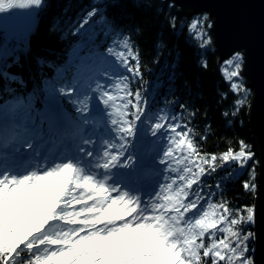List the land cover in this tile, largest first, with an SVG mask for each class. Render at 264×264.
<instances>
[{
	"label": "trees",
	"instance_id": "obj_1",
	"mask_svg": "<svg viewBox=\"0 0 264 264\" xmlns=\"http://www.w3.org/2000/svg\"><path fill=\"white\" fill-rule=\"evenodd\" d=\"M93 9L95 15L88 18ZM23 10L0 14V121L9 120V127L17 131L16 114L22 110L44 133L51 125V136H61L45 107L46 96L51 95L70 118L64 132L76 133L81 127V115L73 86L87 82L103 69L113 78L120 100L125 93L117 85L122 77H127L132 93L128 99L136 103L135 93L141 94L144 113L137 126L142 122L149 128L154 118L166 116L169 122L181 126L178 130L190 131L191 136L186 139H193L198 146V154L192 158L193 170H197L200 156L209 160L216 157L212 161L215 171L201 178L204 192L211 193V202L226 203L241 210L246 218V209L252 208L256 192L258 161L245 116L250 89L241 76L232 81L226 79L225 60L219 61L212 44L207 14L184 15L170 0H45L42 8L29 15ZM11 13L19 14L15 20L19 22L4 26ZM194 21L198 26L190 30ZM201 31L205 39H210L205 47H201L202 41L197 37ZM125 44L138 57L129 59V65L135 69L138 64L139 75L127 71L117 56H110L109 48L116 53L127 52ZM205 63L207 66H202ZM232 82L242 84L247 92H234ZM238 99L245 103L237 106ZM127 111L126 118L131 119L135 109L129 106ZM19 122H24V118H19ZM166 133L165 150L168 137L173 135L169 129ZM241 141L253 157L247 161L223 160L224 153L232 150L234 155L241 149ZM119 143L116 142L117 147ZM128 143L126 155L132 156L130 164H134L137 145L133 137L128 138ZM186 156L185 153L180 157V168L185 166ZM176 163L173 160V166ZM204 167L208 172L209 165ZM163 175L170 183L178 178L166 165ZM245 182L254 185V189H244ZM242 230L251 233L247 255L253 264H258L252 221L245 223ZM225 235L217 231L215 239ZM212 242L207 237L204 240L205 244ZM34 247L40 249L38 254H44V246ZM201 257V264H211V257L204 258L202 251ZM11 259L6 256L4 264ZM34 259L28 253L17 257L18 264H30ZM217 264L227 261L217 258Z\"/></svg>",
	"mask_w": 264,
	"mask_h": 264
},
{
	"label": "snow or ice",
	"instance_id": "obj_2",
	"mask_svg": "<svg viewBox=\"0 0 264 264\" xmlns=\"http://www.w3.org/2000/svg\"><path fill=\"white\" fill-rule=\"evenodd\" d=\"M44 3L45 0H0V13L14 9H40ZM94 15V9L87 14L88 18ZM197 26L198 22L194 21L190 30ZM197 37L202 41L201 47L210 43L202 31ZM125 48L127 52L115 55L127 71L139 75V65L135 69L129 65V59L138 57L127 44ZM108 51L112 53L111 48ZM241 62L242 54L238 52L225 61L231 68L224 72L226 79L232 81L240 76ZM127 80L122 77L117 85L125 93L119 104L107 89L100 95V103L112 109L109 113L112 130L120 141L118 147L110 141L105 145L103 162L98 159L100 154L92 150L94 142L84 140L82 144L85 146L78 149L79 156L75 159L60 160L23 172L0 166V264H4L6 256L12 257L7 264H18L17 257L24 253L35 257L30 264H201V251L204 258L211 257V264H217V258L227 264H253L247 255L251 233L242 230L245 223L253 220V209H246L245 218L239 209L234 210L226 203L211 202V193L204 192L205 183L201 178L215 171L212 161L216 157L213 155L209 160L207 156H200V163L195 165L197 170L194 171L191 164L192 158L198 154V146L193 139H186L191 132L178 130L181 126L169 122L166 116L159 118L164 123L158 121L151 128L153 136L164 127L173 133L168 137V147L159 163L166 165L178 178L167 183L166 187L161 186L163 202L150 196L149 207L148 202L139 196L115 186L109 187L106 180L97 179L86 171L84 161L105 173L116 167H131V155L123 162L121 158L129 148L128 138L137 134V121L144 109L138 91L135 93L136 103L128 99L132 93ZM231 89L238 93L247 92L236 82L231 83ZM243 103L244 99L236 101L237 106ZM129 106L135 109L131 119L126 118ZM77 111L85 115V110ZM84 122L88 123L87 120ZM240 145L241 149L234 155L229 150L222 159H251L253 154L245 151L243 141ZM185 153L186 163L180 168V157ZM173 160L177 162L175 166ZM205 164L209 165L208 172ZM243 187L254 189V185L248 182ZM77 189L88 190V198L95 196L96 199L91 206L84 204L79 211L70 210L73 203L80 204L83 199V192L74 195ZM112 192L116 193L114 197L109 194ZM157 211L159 214H155ZM118 221L121 222L119 225ZM60 222L74 227H63ZM217 231L226 234L224 238L215 239ZM206 237L213 242L205 244ZM36 245L44 246L43 255L38 254L40 249L34 247ZM49 246L57 247L52 249Z\"/></svg>",
	"mask_w": 264,
	"mask_h": 264
},
{
	"label": "rangeland",
	"instance_id": "obj_3",
	"mask_svg": "<svg viewBox=\"0 0 264 264\" xmlns=\"http://www.w3.org/2000/svg\"><path fill=\"white\" fill-rule=\"evenodd\" d=\"M33 11L34 9L23 10V12L28 15ZM0 14L5 15L6 13ZM18 16L19 14L11 13L8 17H6L8 19L3 22L4 26L9 27L13 23L17 22L18 20H15ZM115 54L116 52L113 51L112 53H110L112 59L115 58ZM232 56L227 60L231 59ZM225 66L226 69H224V72L225 70H231L228 65L225 64ZM106 72V70L100 69L95 77H92L85 83H77L75 86H73V89L75 90V100L78 104V107L81 110H85V115H81L80 112L82 132H80V134L75 133V135L73 136L61 137L60 140L62 142L70 141L72 143L73 149L75 148L74 150L77 155H79L78 149L85 146L82 144V141L90 140L92 133L97 130L94 124H96V126L102 127V132L104 135V138L101 141L102 148L99 153V158H102V152L105 148V145L109 141L114 144H116V142H120L116 138V133L112 130V117L109 115L112 109L105 108V106L100 103V95L104 89L112 92L116 97V103H120V100H118L117 88L115 85V87L113 86L114 80L111 75H108V73ZM50 105H53L61 110L60 103L56 101L53 96L47 95L45 99V107L48 109ZM96 115H99V117ZM16 116L17 123H20L19 118H24L25 122V124H23V126H21L16 132H13L9 129V120L2 119L0 121V155L4 154L7 149L11 150V153L6 154L3 159L6 158L9 162L16 161L19 153H22V150L25 148V146H28L29 144L37 146L34 148L35 153L45 151L47 155L49 154L50 156H59L60 152H65L63 151L61 145H58V147L55 148L54 143L57 142L52 141L51 138H47V135H44L43 132L40 131L41 129L38 127V125L32 123L31 119L28 116L24 115V111L18 110ZM65 117L66 121L68 122V116L65 115ZM160 117L164 116H157L156 118H154L149 128L144 127L142 122L137 126V138H133L134 142L138 146L136 163L134 167L132 165L129 168L116 167L112 168L111 171L107 173H105L102 169V174L107 176L110 180L115 181L118 188H120V185H127V187L124 189L125 191H130L133 195L139 197L142 194L148 196L149 207L151 206V201L149 200L150 196L153 198V200H159L160 202H163L164 192L161 186L164 185L166 187V184L170 183L168 178L164 177L162 172L164 169V164L159 163V160L160 158H162L163 152L165 150V142L167 139L166 131L168 128L164 127L156 136L151 135V128L156 122L159 121L161 123H164V121L159 120ZM85 120H87L88 123H85ZM7 129L10 131L9 134L11 139L6 142L2 139V137L4 136V133ZM106 135H109V138L108 136L106 138ZM32 153H34V151H32ZM66 158L68 159L69 157ZM121 159L123 162L124 160H126V157L123 156ZM87 167L90 166L87 165ZM86 191L87 190L84 189L76 190V193H74V195L83 192V199L80 204L73 203L70 206V210L79 211L80 207L84 204H87L88 206L92 205L93 202L89 201L88 193H86ZM157 193H160L159 197L157 196ZM110 195H112L113 197L115 196L113 194ZM151 214L153 213H149V215ZM155 214H159V212L157 211ZM119 223L121 222L118 221L117 224L119 225ZM61 225L63 227H74V225H65L64 223H62ZM97 227H102V225H98Z\"/></svg>",
	"mask_w": 264,
	"mask_h": 264
},
{
	"label": "water",
	"instance_id": "obj_4",
	"mask_svg": "<svg viewBox=\"0 0 264 264\" xmlns=\"http://www.w3.org/2000/svg\"><path fill=\"white\" fill-rule=\"evenodd\" d=\"M184 15L205 13L219 61L242 54L240 76L250 89L246 123L257 154L253 197V241L264 264V0H170Z\"/></svg>",
	"mask_w": 264,
	"mask_h": 264
},
{
	"label": "bare ground",
	"instance_id": "obj_5",
	"mask_svg": "<svg viewBox=\"0 0 264 264\" xmlns=\"http://www.w3.org/2000/svg\"><path fill=\"white\" fill-rule=\"evenodd\" d=\"M57 125H63L62 123H58ZM32 147H33V145L31 146V148H29L28 146H25V148H24V150L26 151V150H29V152L31 151V149H32ZM47 157L45 156V157H43L42 156V153H39V154H37V155H32L31 156V160H32V162L31 163H29V165H28V167H26V168H24V166L22 165V166H20V168H19V170L21 171V170H25V169H28L29 167H31V166H33V165H41V162H43L45 159H46ZM47 162H49V163H53V162H55V160H53V159H49ZM47 162H45V163H47ZM2 166V165H1ZM12 166H14V164H9V166H5V167H7L8 169H10V170H14V169H12ZM94 198V197H93ZM144 201V200H143ZM127 218H130V217H127Z\"/></svg>",
	"mask_w": 264,
	"mask_h": 264
}]
</instances>
